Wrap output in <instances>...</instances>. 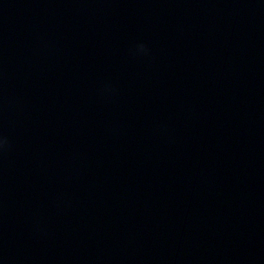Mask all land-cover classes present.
<instances>
[{"label":"water","instance_id":"95a60500","mask_svg":"<svg viewBox=\"0 0 264 264\" xmlns=\"http://www.w3.org/2000/svg\"><path fill=\"white\" fill-rule=\"evenodd\" d=\"M0 264H264V0H0Z\"/></svg>","mask_w":264,"mask_h":264},{"label":"clouds","instance_id":"9594fccd","mask_svg":"<svg viewBox=\"0 0 264 264\" xmlns=\"http://www.w3.org/2000/svg\"><path fill=\"white\" fill-rule=\"evenodd\" d=\"M142 47V46H141Z\"/></svg>","mask_w":264,"mask_h":264}]
</instances>
